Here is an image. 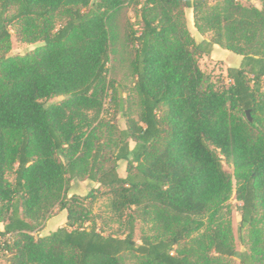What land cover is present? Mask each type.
<instances>
[{"label": "trees", "instance_id": "obj_1", "mask_svg": "<svg viewBox=\"0 0 264 264\" xmlns=\"http://www.w3.org/2000/svg\"><path fill=\"white\" fill-rule=\"evenodd\" d=\"M260 1L0 0V251L8 264H264ZM131 6L140 27L129 30ZM187 9L209 39L191 34ZM16 26L20 39L42 44L10 54ZM214 45L242 56L220 88L200 65ZM114 53L133 79L127 94L111 75ZM73 179L97 186L69 196ZM233 193L244 252L224 213ZM100 195L127 221L124 235L89 223ZM60 211L66 224L36 236ZM136 220L152 231L140 241Z\"/></svg>", "mask_w": 264, "mask_h": 264}, {"label": "rangeland", "instance_id": "obj_2", "mask_svg": "<svg viewBox=\"0 0 264 264\" xmlns=\"http://www.w3.org/2000/svg\"><path fill=\"white\" fill-rule=\"evenodd\" d=\"M241 1L244 4H248V5L254 4L259 7L261 6L260 0H250V1L241 0ZM211 2L214 3V0H211ZM186 16L188 19L190 32L197 41L210 38L211 36L210 33L201 34L195 28L194 16L191 9L186 10ZM125 19L128 21L127 25L129 26L126 27H128L129 30L131 27H133L134 29H138L140 27V21L133 6L128 8L125 15ZM17 29L20 30L21 29L20 26L19 28L16 26V27H12L11 29L12 48L10 50V54L24 55L31 52L32 50H34L35 48H37L42 44V41H26L20 39L19 36H17ZM125 29H126L125 27H122V31H121L122 34L125 31ZM122 41L124 40L121 38V42ZM241 59L242 56L235 54L217 45L215 50H212L211 53L205 54L200 58V65L201 68L205 71V73L209 76L210 80L214 83V85L220 88L231 82L230 78L227 75V70L230 66L239 65ZM110 67H111L112 77L117 80V82L121 85V88L125 91V94H127L128 90L133 85V79L128 75L126 66L123 62L122 55L114 53ZM59 99H61V97H56L51 101H56ZM118 124L120 127H125L126 125V119L121 114L119 115L118 118ZM131 145L133 146L134 143L132 142ZM126 164L127 163L124 160L119 161L118 172L121 176L126 175ZM223 164H224V168L228 172L230 173L234 172V167L231 164L227 163L226 161H224ZM96 186L97 184L89 179H85V180L73 179L70 182L68 195L69 196L73 194L86 195L90 193V191L93 190L94 187ZM108 203H109L108 198L106 196L100 195L93 204H90L91 221L89 223L95 224L97 228L104 231L105 234L110 233V234L124 235L125 233H127L128 223L126 220H120L115 214H113L110 211ZM240 205L241 202L237 200L235 193H233L232 197L228 201V207L225 209L224 213L229 208L230 212L228 214L225 213V217L231 220L235 247L239 252H244L248 250L249 243L247 241V238L243 237L244 233L246 232H242L240 227V223H241V214L239 211ZM54 217L55 218L51 220L49 224H47V221H45L44 225L36 233V236L47 235L50 232H52V230L54 231L58 227L64 226L66 224V219H64V215L61 211L57 212ZM135 225H136L135 237L138 241H140V237L142 233L152 232L150 224H147L141 220H136ZM8 261H9V255L3 251H0V264H8ZM232 263L240 264V261L237 258H233Z\"/></svg>", "mask_w": 264, "mask_h": 264}, {"label": "crops", "instance_id": "obj_3", "mask_svg": "<svg viewBox=\"0 0 264 264\" xmlns=\"http://www.w3.org/2000/svg\"><path fill=\"white\" fill-rule=\"evenodd\" d=\"M259 7V6H258ZM217 47V45H214L213 50H215ZM63 215H64V219H66V211H62ZM55 217L53 216L52 218L47 220V224H49L51 222V220H53ZM53 231V230H52Z\"/></svg>", "mask_w": 264, "mask_h": 264}, {"label": "water", "instance_id": "obj_4", "mask_svg": "<svg viewBox=\"0 0 264 264\" xmlns=\"http://www.w3.org/2000/svg\"><path fill=\"white\" fill-rule=\"evenodd\" d=\"M247 116H248V118L251 120L250 110H247Z\"/></svg>", "mask_w": 264, "mask_h": 264}, {"label": "built area", "instance_id": "obj_5", "mask_svg": "<svg viewBox=\"0 0 264 264\" xmlns=\"http://www.w3.org/2000/svg\"><path fill=\"white\" fill-rule=\"evenodd\" d=\"M1 241V240H0Z\"/></svg>", "mask_w": 264, "mask_h": 264}]
</instances>
